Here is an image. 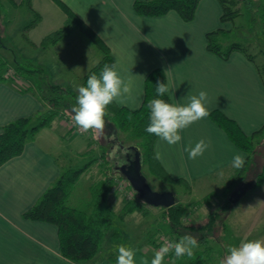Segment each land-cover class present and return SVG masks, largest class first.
<instances>
[{"label": "crops", "instance_id": "1", "mask_svg": "<svg viewBox=\"0 0 264 264\" xmlns=\"http://www.w3.org/2000/svg\"><path fill=\"white\" fill-rule=\"evenodd\" d=\"M3 1L0 6L6 8L5 12L9 10V4L25 6L22 0ZM36 1L32 0V5L41 18L27 29L30 40L38 42L47 32L63 24L66 12L62 2L108 46L118 73L130 82L131 87L130 93L116 104L131 109L139 107L144 96L145 77L152 68L159 66L165 71L172 103L186 104L189 92L198 95L200 91H206L208 112L220 109L247 134L264 124V79L256 63L239 49L232 50L229 57L223 59L207 48V32L219 27L228 28V20H221L219 0H199L190 20L183 19L174 9L161 15L139 14L133 6L135 0H39V7ZM78 29L81 28L47 46L28 42L45 54L40 60L41 75L35 78L32 74L18 76V81L0 80V130L3 124L19 116L46 109V103L36 93L38 86L53 83L66 87L67 82H71L65 80L69 77H59L62 68L57 65L67 63L72 69L83 67L77 71L83 83V75L101 58L103 51L100 49L101 55L93 56L86 70L88 58H81L72 48L63 46ZM51 75L53 79L49 80ZM74 132L64 116L59 115L50 125L41 126L19 154L0 165V264H81L61 254L55 224L23 216L65 166L61 159L63 151H60L64 136L79 145L73 148L76 154L83 153L91 145L89 141L87 147L82 146ZM180 134L182 140L173 146L157 137L154 152L161 153L159 162L167 173L184 178L190 189L196 184L210 183L220 173L225 174L226 179L232 172L233 155L239 152L246 157V152L209 115ZM201 139L209 147L203 156L190 159L185 149ZM96 162L106 161L100 157ZM234 203L227 223L237 246L241 241L264 239V182L256 188H246ZM151 244L154 252L159 249ZM135 250L138 264L142 258L150 261L153 256L147 250ZM89 264H116V257L100 253Z\"/></svg>", "mask_w": 264, "mask_h": 264}, {"label": "trees", "instance_id": "2", "mask_svg": "<svg viewBox=\"0 0 264 264\" xmlns=\"http://www.w3.org/2000/svg\"><path fill=\"white\" fill-rule=\"evenodd\" d=\"M198 1L135 0L133 6L137 13L144 15H161L168 10L174 9L183 19L190 20L195 14ZM219 1L222 5L221 20L223 22L232 20L238 14V10L235 7L238 0ZM22 3L33 13V18L23 27L21 32L27 42L34 45L47 46L79 27L100 47L103 51L101 58L83 75V84L85 86L90 72L99 74L105 64H113L108 46L81 18L62 2L60 4L66 12V18L63 24L47 32L38 42L30 40L27 36V29L38 23L41 15L34 9L32 0H22ZM261 3L259 17L264 23V0H261ZM229 32V29L224 27L207 32V48L223 59H227L232 50H241L248 59L256 63L264 79V67L255 61L256 53L249 51V46L245 43L235 40L227 41L225 36ZM262 34L264 35V30H262ZM6 61L7 59L0 54V69L6 64ZM13 70L14 76L12 77L0 73V80L10 79L11 81H18L14 77H27L37 70L41 73L40 67H24L20 64H16ZM158 81L166 83L165 71L159 66L152 68L145 77L144 96L139 107L131 109L114 102L107 107L106 112L111 114V119L116 125L125 130L129 129L132 137L143 138L142 146L138 147L141 162L144 161L147 164L149 171L153 175L163 181L179 183L189 190L190 184L184 178L172 177L163 168L159 160L155 159L154 144L157 137L145 131V128L150 122V110L147 108L149 100L161 98L166 102L172 103L169 93H165L162 97L157 96L156 84ZM15 83L18 86V82ZM28 87L29 89L33 88ZM66 92H68L67 88L60 84L47 83L46 85L38 86L36 93L46 103V109L37 114L19 116L1 126L0 165L12 156L19 154L23 150L25 143L32 139L41 126L50 125L60 113L65 111L64 108L60 107V104L62 105L64 102L63 97ZM209 116L239 148L246 152V162L242 168L232 166L231 174L226 178L221 187V193L223 195L222 201L219 206L208 213L207 221L204 224L185 223L183 219L185 207L179 201H176L168 207L163 206L162 216L166 218L167 222V229L165 228L166 230L164 232L172 235L170 243L178 242L185 235L180 232L181 226L184 229L191 230H212L221 213L223 214L228 211L234 203L229 196L235 189L240 187L242 183L241 177L244 175L255 154L259 153L257 146L264 143V124L259 129L247 134L239 127L234 119L228 117L220 109L215 108L210 110ZM100 157L105 161L107 160L106 154L102 153L99 157L90 158L82 166H64L59 176L23 212V216L26 218L45 220L55 224L57 226L61 254L81 264L93 262L98 256L99 250L103 247L105 239L108 237L113 239L118 233L116 228H113L111 222V214L114 211L108 204V196L115 185L112 174L105 173L102 178L91 184V204L88 208L73 206L68 203L70 194L81 173ZM106 163L109 164L107 161ZM260 165L261 167L256 172L253 181L249 186L243 187V191L246 188H256L264 182V157ZM241 194L243 192L240 193V196ZM138 209H145V207L137 197L131 199L125 198L120 207L119 215L123 217V215L132 213ZM221 225L224 230L229 231V227L225 221H222ZM151 242L157 247H160L164 243L163 240L156 241L155 238ZM209 255V246H207L203 249H194V255L192 257L184 256L177 259L172 253L166 257L167 260L172 261V264H208Z\"/></svg>", "mask_w": 264, "mask_h": 264}, {"label": "rangeland", "instance_id": "3", "mask_svg": "<svg viewBox=\"0 0 264 264\" xmlns=\"http://www.w3.org/2000/svg\"><path fill=\"white\" fill-rule=\"evenodd\" d=\"M0 1L4 3L3 0ZM35 3L38 7L40 6L39 0ZM6 4L8 5V3ZM261 4V0H238L235 6L238 10V14L230 20V22L228 20L226 25H228L227 29H229L230 32L225 36V39H227V41L235 40L247 44V46H249V51L256 53L255 61L264 67V35L262 34L264 23L259 17ZM8 8L9 10L5 12L6 8L3 7L1 9L0 6V27L2 26L0 53L7 59L6 64L0 69V73L12 77L14 76L13 67L16 64L31 68L40 67V60L45 57V54L44 52H40L41 48L35 49L32 47L21 35L22 27L30 21L33 16L32 13L27 10L25 6L14 7L9 4ZM11 12L15 15H8V13L10 14ZM74 35L75 36H71V38H73L68 40V43L63 44V46L72 48L76 51L74 54L79 55L81 58H88L89 62L85 61L86 66L85 64L82 65L85 66L87 70L91 60H93V56L101 55V50L81 29H78V32ZM30 36L32 37L31 34ZM53 62L55 63L54 59ZM63 64L64 63L57 65L62 68V70L59 71V77L62 79L69 77V79L66 78L65 80H71L72 83L67 82L66 88L68 92H66L63 97L64 102L62 105L60 104V107L64 108L65 111L59 115L71 117V109L76 103V97L78 95L77 89L80 86H84L77 71L83 70L84 68L80 66L78 69H72L67 63ZM8 69H11L10 74H7V71H9ZM39 75L41 74L37 70L33 72L31 76L35 78ZM14 78L20 79L19 77ZM52 79L53 75L50 76L49 80ZM58 80L61 81V79ZM104 119L105 128L103 130H89L87 132L83 131L82 133L77 131L74 132L77 133L75 137L81 141L80 144L82 146L87 147L88 142L91 141V145L88 146L89 148L87 147V150L81 154H76L75 151H73L74 147L79 146L78 144L72 142V140L69 141L70 139L68 137L66 138L64 136L63 138V147L60 151H63L61 159L65 166H82L88 162L90 158L99 157L103 151L107 156L106 161L109 163L100 162V164L102 163L100 165L96 162L97 159L83 171L75 183L68 203L73 206L88 208L91 204V184L102 178L105 173L112 174L114 179L117 176L122 178L127 183L129 191L133 194L132 198L137 197L145 209H138L132 213L123 215V217L119 215L120 207L126 197L120 193L115 184L108 196V204L114 211L111 214V222L113 228H116L118 233L112 240L105 241L98 255L103 253V255L116 257L117 249L120 245H128L134 249L147 250L148 253L153 255L154 251L151 248V240L155 238L156 241L163 240V242H165V239H167V242L170 243L172 236L164 232V230L167 229V222L166 218L162 216L163 206L149 204L140 198L130 181L118 168V165L124 160L118 151L121 148H125V150L129 152V158H134L135 148L142 146L143 138H134L131 136V131L129 129L125 130L116 125L112 121L110 113L106 112ZM110 149L113 150L111 154L109 153ZM257 149L259 153L255 154L244 175L241 177L242 183L240 187L242 188L249 186L256 172L261 167L260 164L264 157V143L257 146ZM141 172L146 177L148 184L153 190L171 191L176 201L184 204L185 210L183 219L185 223H194L197 225L204 224L207 221L208 213L219 206L222 201L223 195L221 193V187L226 180L225 174L220 173L219 176L210 180V183L204 184L206 186H199V184H196L191 189L187 190L179 183L167 182L157 178L149 171L144 161L141 162ZM230 207L228 211L223 214L221 213V216L218 217L214 227L210 231L191 230L184 229L183 226L180 227V232L193 235L197 238L199 247L195 249H203L209 246L210 255L208 257V264H219L220 260L228 254V248L230 246H237L233 231L230 228L228 231L221 227L222 221H225L228 226L229 213L232 212L235 203ZM167 263L172 264V261L167 260L165 256L164 264Z\"/></svg>", "mask_w": 264, "mask_h": 264}, {"label": "clouds", "instance_id": "4", "mask_svg": "<svg viewBox=\"0 0 264 264\" xmlns=\"http://www.w3.org/2000/svg\"><path fill=\"white\" fill-rule=\"evenodd\" d=\"M130 82L120 76L117 64H105L99 74L90 72L86 86L77 89L76 103L71 109V119L81 130H103L105 128V114L107 107L114 103L122 102L121 98L130 93ZM169 92L166 83L158 81L156 93L158 97ZM186 104L169 103L161 98L149 100L147 108L150 110L149 124L145 131L155 135L160 141L173 146L182 140L181 131L190 127L209 115L206 108L208 93L200 91L198 95L191 92L186 97ZM209 147L208 143L201 139L195 145L189 144L185 149L189 158L195 160L203 156ZM161 153H155V159H161ZM245 156L235 153L231 165L242 168L245 164ZM198 240L190 234L183 235L178 242L165 241L152 258H142L139 264H164L165 256L174 254L177 259L184 256L192 257L194 249L198 248ZM228 254L220 260L219 264H264V239H252L241 241L239 246H230ZM116 264H138L136 250L128 245H120L117 249Z\"/></svg>", "mask_w": 264, "mask_h": 264}, {"label": "water", "instance_id": "5", "mask_svg": "<svg viewBox=\"0 0 264 264\" xmlns=\"http://www.w3.org/2000/svg\"><path fill=\"white\" fill-rule=\"evenodd\" d=\"M135 149L134 158H129L128 163H122L118 165V168L121 170L122 174H124V176L130 181L132 187L145 202L155 206L161 205L164 207L173 205L176 202L173 192L168 190L155 191L150 187L146 177L141 172L139 149L138 147ZM241 192H243V188L239 187L230 194L229 198L235 202L239 199Z\"/></svg>", "mask_w": 264, "mask_h": 264}, {"label": "built area", "instance_id": "6", "mask_svg": "<svg viewBox=\"0 0 264 264\" xmlns=\"http://www.w3.org/2000/svg\"><path fill=\"white\" fill-rule=\"evenodd\" d=\"M8 70L9 71H7V74H10V72H11L10 70L11 69H8ZM64 120H65V122H67L68 127H70L73 131H75V132L77 131V132H80V133L83 132V130L79 129L74 124V122H73V120L71 119L70 116L68 117V116L64 115ZM114 181H115V184H116L117 188L119 189L120 193H122L127 199H131L133 194L129 191V189L127 187L128 185L125 182V180H123L122 178L117 176L114 179ZM165 241H167V239H165Z\"/></svg>", "mask_w": 264, "mask_h": 264}, {"label": "flooded vegetation", "instance_id": "7", "mask_svg": "<svg viewBox=\"0 0 264 264\" xmlns=\"http://www.w3.org/2000/svg\"><path fill=\"white\" fill-rule=\"evenodd\" d=\"M113 152V151H112ZM118 153H120L122 155V158H124V160H122V163H128V159H129V152L125 150V148H121ZM131 159V158H130ZM121 163V164H122ZM129 166V165H128Z\"/></svg>", "mask_w": 264, "mask_h": 264}]
</instances>
